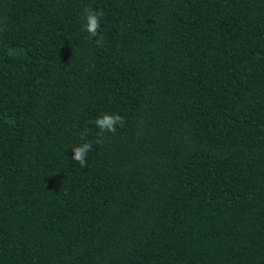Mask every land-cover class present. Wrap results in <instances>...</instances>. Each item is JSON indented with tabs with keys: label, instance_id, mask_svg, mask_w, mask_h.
I'll return each instance as SVG.
<instances>
[{
	"label": "trees",
	"instance_id": "trees-1",
	"mask_svg": "<svg viewBox=\"0 0 264 264\" xmlns=\"http://www.w3.org/2000/svg\"><path fill=\"white\" fill-rule=\"evenodd\" d=\"M0 264H264V0H0Z\"/></svg>",
	"mask_w": 264,
	"mask_h": 264
},
{
	"label": "clouds",
	"instance_id": "clouds-1",
	"mask_svg": "<svg viewBox=\"0 0 264 264\" xmlns=\"http://www.w3.org/2000/svg\"><path fill=\"white\" fill-rule=\"evenodd\" d=\"M103 11H96L90 7L84 8V29L88 33L89 39L97 38L96 43L98 45L103 44L104 40L102 36H99V29L101 27V18L103 17ZM94 126L99 130L100 135L104 133H115L117 125L121 127L124 124V118L118 114H108L105 113L93 121ZM84 139V136H81ZM102 139H97L96 144H101ZM93 143L85 141L82 144L74 146L72 152L74 153L72 160L79 163L81 167H86V160L88 153L92 151Z\"/></svg>",
	"mask_w": 264,
	"mask_h": 264
}]
</instances>
